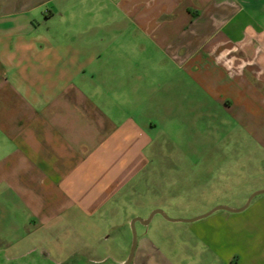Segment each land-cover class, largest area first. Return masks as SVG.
Returning <instances> with one entry per match:
<instances>
[{"label":"crops","instance_id":"obj_1","mask_svg":"<svg viewBox=\"0 0 264 264\" xmlns=\"http://www.w3.org/2000/svg\"><path fill=\"white\" fill-rule=\"evenodd\" d=\"M183 116L264 151V0H0V264H123L106 218ZM155 215L131 264H264V197Z\"/></svg>","mask_w":264,"mask_h":264},{"label":"rangeland","instance_id":"obj_2","mask_svg":"<svg viewBox=\"0 0 264 264\" xmlns=\"http://www.w3.org/2000/svg\"><path fill=\"white\" fill-rule=\"evenodd\" d=\"M198 127L203 128V122L196 119L195 123H189L183 116L175 125V132H170L158 143V155H155L156 160L148 174L121 198L115 206V213L106 218L108 224H122L113 229V247L121 248L125 241L131 248L134 235L132 221L143 216L150 219L156 210H161L164 215L156 214L148 228H152L151 236L166 241L185 226V223H172L168 219L192 220L219 206L240 209L256 192L264 190L263 150L253 148L248 140L245 147H241V143L229 140L234 135L231 133L224 134V139L217 141L215 134L201 132ZM253 159L260 160L259 170H253L248 164ZM238 161L246 162L245 166L229 164ZM229 174H235L234 181L226 179ZM210 176L214 180L209 182ZM228 183L233 186L229 191L225 187ZM235 193L249 196H236ZM262 197L264 193L256 195L250 204ZM144 228L141 222H136V247L142 231L146 230ZM26 264H49V261L36 255L32 262ZM78 264L88 263L83 260ZM105 264L113 262L110 260Z\"/></svg>","mask_w":264,"mask_h":264},{"label":"water","instance_id":"obj_3","mask_svg":"<svg viewBox=\"0 0 264 264\" xmlns=\"http://www.w3.org/2000/svg\"><path fill=\"white\" fill-rule=\"evenodd\" d=\"M262 193H264V190H261V191L256 192V193H255V194L249 199L248 203H247L243 208H241V209H232V208L227 207V206H219V207H216V208L213 209L211 212L207 213L206 215H204V216H202V217H200V218L206 217V216L212 214L213 212H215V211H217V210H227V211H231V212L243 211V210H245V209L248 207V205L250 204V202L252 201V199H253L256 195H259V194H262ZM157 213H161V214L164 215V213H163L161 210H156V211L152 214V216L155 215V214H157ZM152 216H151V217H152ZM197 219H199V218H197ZM147 221H148V220H147ZM136 222H144V221H143L141 218H136V219H134V220L132 221V228H133V234H134V235H133V244H132L131 252H130V254H129V256H128V259H127L123 264H131V262L133 261V258H134V254H135V250H136V243H137L136 232H135V224H136Z\"/></svg>","mask_w":264,"mask_h":264}]
</instances>
